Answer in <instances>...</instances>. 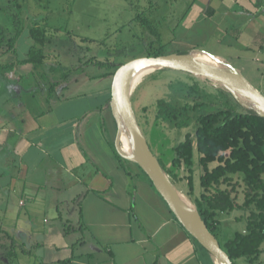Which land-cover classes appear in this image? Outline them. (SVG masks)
Here are the masks:
<instances>
[{
	"label": "crops",
	"instance_id": "crops-1",
	"mask_svg": "<svg viewBox=\"0 0 264 264\" xmlns=\"http://www.w3.org/2000/svg\"><path fill=\"white\" fill-rule=\"evenodd\" d=\"M173 32L176 49L249 61L263 90L246 79L264 94V0H189ZM22 34L0 52V245L20 234L18 245L68 251L57 261L71 264H208L139 167L118 157L109 76L86 71L53 90L17 63L32 45L27 31L17 53Z\"/></svg>",
	"mask_w": 264,
	"mask_h": 264
},
{
	"label": "rangeland",
	"instance_id": "rangeland-1",
	"mask_svg": "<svg viewBox=\"0 0 264 264\" xmlns=\"http://www.w3.org/2000/svg\"><path fill=\"white\" fill-rule=\"evenodd\" d=\"M8 1L0 0V22L9 30H13L12 18L7 9ZM187 1L189 0H18L22 5L21 15L25 28L21 36L23 38L21 48L17 53L22 55L25 52L24 37L27 36L28 27L37 19L41 25L48 28L50 40L45 50L47 54L56 56L54 58L51 55L49 61L57 62L56 64L59 65L61 70L78 66L88 59L126 63L134 58L146 56L147 43L151 40H157V35L151 32L143 19L157 27L162 44L171 43L174 37L173 30L182 11L185 9ZM141 14L145 16L142 17ZM84 38L92 39L93 42L84 41ZM155 45H158V43ZM171 48L175 49L176 46L172 44ZM5 49L1 48L0 52L6 51ZM195 52L215 56L202 50L191 51V53ZM219 52L226 58L229 56L222 51ZM222 60L224 62L222 69H230V64L238 65L241 74L243 73L244 75H242L254 86L262 89L261 84L258 82L260 73L255 70L254 66L252 68L249 61H244V59L239 61L237 58L232 57L228 59L229 61L223 58ZM106 70V67L89 66L86 71L88 74H99ZM236 70L240 72L238 69ZM194 77L201 80L202 86L209 93L217 94L218 88L227 89L217 82L205 80V78L194 74L189 75L184 71L155 69L146 74L130 95L137 123L154 155L162 160L165 168L170 169L172 167L174 146L184 140V135L187 132L193 134L195 127L192 124L188 128L178 129L171 122L158 119L156 116L157 100L164 98L172 101L175 96L170 89V85L180 82L192 83ZM108 79L112 82L113 76ZM176 171L178 175L176 180L166 173L169 180L176 189L195 205L192 195H188L187 176L189 173L185 164L176 168ZM201 173L202 169L198 166L197 152L195 151L193 191L195 197L202 192L200 187ZM233 181L236 182V190L232 193V196L236 199L238 206L231 212L218 214L221 222L218 238L221 242L233 237L237 231L247 232L248 223L259 220L257 206L254 203L250 206L245 205V201L251 198L254 191L246 192V186L241 176H234ZM1 206L2 204H0V212ZM13 222V220L8 219L6 224L11 225ZM9 232H13V230H9ZM12 238L16 242H21L24 237L22 238L19 234L12 235ZM40 238L38 235L26 236V240L31 241V243ZM20 248H27L31 251L25 254L19 250ZM68 255V251L47 250L28 244L26 247L17 248L16 257L10 264H39L40 261L51 264ZM258 259L257 264H264V252L261 253ZM212 260L214 264H218L217 260L214 258ZM238 262L239 264H251L243 259H239ZM0 264L4 263L0 261Z\"/></svg>",
	"mask_w": 264,
	"mask_h": 264
},
{
	"label": "trees",
	"instance_id": "trees-1",
	"mask_svg": "<svg viewBox=\"0 0 264 264\" xmlns=\"http://www.w3.org/2000/svg\"><path fill=\"white\" fill-rule=\"evenodd\" d=\"M7 6L12 18L13 30H9L0 22V48L15 52V44L25 28L21 15L22 5L18 0H9ZM141 16L145 15L141 14ZM143 22L147 23L151 32L157 35L156 41L151 40L147 43L146 56H159L172 52L189 53V51L171 48L172 43L170 42L162 44L157 27L146 19H143ZM48 34V28L35 19L28 27L32 45L28 49L26 58L18 60L17 63L31 64L38 82L40 80L50 82V88L53 90L61 82L86 72L89 66L107 68L99 74H89L88 76L93 79L112 77L118 67L123 64L88 59L78 66L63 71L56 64L57 62L49 61V54L45 50L50 40ZM83 40L93 42L89 38ZM156 43L158 45H155ZM186 74L192 75L187 72ZM51 77L57 81L51 83ZM195 78L192 83L171 84L170 89L175 96L172 101L164 98L157 100L156 116L158 119L171 122L178 129L188 128L192 124L195 127L193 134L187 132L184 140L174 146L170 169L165 168L161 159L158 158V160L161 168L174 180L178 179L176 168L185 164L189 173L187 176L188 195H192L200 217L216 236L230 260L235 264H239V259L257 264L258 258L264 252V116L251 105L242 104L230 90L218 88L217 94L209 93L202 86L201 80ZM205 80L209 81V79ZM195 151L198 166L202 169L200 175L202 192L196 197L193 196ZM118 157L124 163L129 161L120 154ZM139 169L154 187L143 169L140 167ZM127 172L130 173L128 169ZM236 175L241 176L246 192L254 191L251 198L245 201V205L250 206L254 203L257 206L259 220L249 222L246 227L247 232L237 231L233 237L221 242L218 238L221 226L218 214L231 212L238 206L236 199L232 196L236 190V182L233 181ZM7 238L8 243L0 245V261L4 264L12 263L16 257L17 248L22 247L10 236L7 235L5 239ZM192 239L201 251L203 261L214 264L211 254L194 237ZM23 252L30 253L22 248ZM39 264L46 263L40 261ZM51 264H71V259H63Z\"/></svg>",
	"mask_w": 264,
	"mask_h": 264
},
{
	"label": "water",
	"instance_id": "water-1",
	"mask_svg": "<svg viewBox=\"0 0 264 264\" xmlns=\"http://www.w3.org/2000/svg\"><path fill=\"white\" fill-rule=\"evenodd\" d=\"M193 53H178L172 52L162 54L159 56H142L134 58L126 63L121 64L116 72L112 75L111 100L110 106L117 123V136L115 145L118 153L136 163L143 172L150 178L156 191L161 195L166 202L174 217L181 223L185 230L194 237L211 256L221 264H235L230 260L229 255L221 247L216 236L208 229L205 222L200 217L197 209L196 215L190 213L177 199L175 187L169 180L166 172L161 168L158 158L151 150L146 138L144 137L139 124L135 118L132 104L130 101V94L128 91H121L119 84L121 80L132 69L141 65H150L155 69H173L180 70L198 77L209 79L213 82L219 83L221 86L229 89L237 98L239 95L229 86H237L251 95L254 107L262 116H264V94L255 88L241 73L230 66V69H218L205 65L192 56ZM120 97L123 112L118 110L117 101ZM240 99V98H239ZM242 102V100H240ZM244 104V102H242ZM246 105V104H245ZM122 121L128 129V132L136 147V155L128 154L122 142ZM196 208V207H195Z\"/></svg>",
	"mask_w": 264,
	"mask_h": 264
},
{
	"label": "bare ground",
	"instance_id": "bare-ground-1",
	"mask_svg": "<svg viewBox=\"0 0 264 264\" xmlns=\"http://www.w3.org/2000/svg\"><path fill=\"white\" fill-rule=\"evenodd\" d=\"M193 58L205 65H208L210 67H214V68H218V69H222V65L224 64L222 58L219 57H215V56H210V55H206V54H202L199 52H195L192 54ZM154 70V68L150 65H141L138 66L134 69H132L131 71H129L127 74H125V76L123 77V79L121 80V83L119 84L120 90L121 91H128V94L132 93L134 91V89L136 88V86L140 83V81H142V79L146 76V74H149L150 72H152ZM229 88H232L237 95H239L240 100H242V102H244V104L246 105H250V104H254V100L251 97V95L249 93H247L246 91L240 89L237 86H229ZM118 97V95H117ZM250 103V104H249ZM117 107L118 110H120L121 112H123V105L121 102L120 97H118V101H117ZM256 105V104H254ZM122 142H123V146L125 151L132 155L135 156L136 155V147L134 145V142L128 132L127 127L125 126V123L122 121ZM174 191L176 192V196L177 199L180 200V202L182 203V205L193 215H196V206L189 200L187 199V197L181 193L178 189H174ZM218 264H221L219 262H217Z\"/></svg>",
	"mask_w": 264,
	"mask_h": 264
}]
</instances>
